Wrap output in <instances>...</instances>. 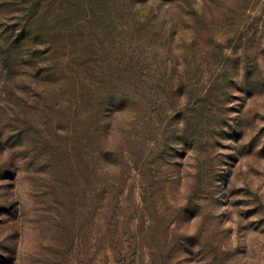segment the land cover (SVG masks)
Masks as SVG:
<instances>
[{
	"label": "rangeland",
	"instance_id": "374dc122",
	"mask_svg": "<svg viewBox=\"0 0 264 264\" xmlns=\"http://www.w3.org/2000/svg\"><path fill=\"white\" fill-rule=\"evenodd\" d=\"M59 1L0 0V264H264V0Z\"/></svg>",
	"mask_w": 264,
	"mask_h": 264
},
{
	"label": "trees",
	"instance_id": "16d2710c",
	"mask_svg": "<svg viewBox=\"0 0 264 264\" xmlns=\"http://www.w3.org/2000/svg\"><path fill=\"white\" fill-rule=\"evenodd\" d=\"M145 2L148 0H137L134 2V4L139 3V2ZM155 1H164V2H172L173 0H155ZM56 2V0H55ZM59 8L61 7V5L64 4V0L63 1H59ZM58 2V3H59ZM44 4V0H37V4L36 7H41V5ZM39 9V8H38ZM41 9V8H40ZM54 26L53 28L58 31V33L64 34V33H68L74 41L71 42V44L74 47H78V45H81L84 43V38H85V32H84V27H83V19H69V18H54ZM66 26H68V29L66 30ZM80 49V48H78ZM72 52H76L75 49ZM75 58V59H74ZM73 59V70L76 69L78 70L76 73L77 75L82 74L83 72H88V73H96L97 69L94 67L93 63L90 61H87L83 58V56H78V58L76 56H74ZM71 63V62H70ZM83 72H82V71ZM98 85V82L93 81L91 83L92 87H96ZM91 98L88 97V100H90ZM116 247H112V249L115 251V256L113 259V263L114 264H139V261L142 259L143 256H145L144 253V245L142 244V242H136L133 244H130L128 246L129 251L126 252L124 251V248L122 246H118V243H116ZM106 263L105 264H109V258H106ZM165 262V261H164ZM162 264H164L163 262H161Z\"/></svg>",
	"mask_w": 264,
	"mask_h": 264
},
{
	"label": "clouds",
	"instance_id": "9594fccd",
	"mask_svg": "<svg viewBox=\"0 0 264 264\" xmlns=\"http://www.w3.org/2000/svg\"><path fill=\"white\" fill-rule=\"evenodd\" d=\"M127 109L123 110V111H117L115 113H113V115L111 116V119H113L115 116L119 115L120 113L126 111ZM134 122V117L131 118V119H125L121 122H119L118 124H116V127H117V130L118 132L119 131H122L123 129H125L126 126L130 125L131 123ZM108 139L111 140L112 139V136H111V133H109V136H108ZM105 164H108V165H111V163H107V162H104ZM105 172H107L108 170L107 169H104Z\"/></svg>",
	"mask_w": 264,
	"mask_h": 264
}]
</instances>
